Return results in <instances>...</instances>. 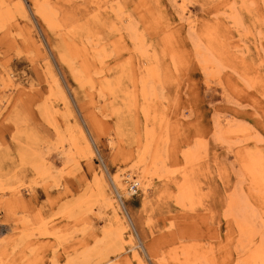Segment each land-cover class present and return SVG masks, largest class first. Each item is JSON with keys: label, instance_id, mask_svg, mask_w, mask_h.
<instances>
[{"label": "rangeland", "instance_id": "obj_1", "mask_svg": "<svg viewBox=\"0 0 264 264\" xmlns=\"http://www.w3.org/2000/svg\"><path fill=\"white\" fill-rule=\"evenodd\" d=\"M0 264H264V0H0Z\"/></svg>", "mask_w": 264, "mask_h": 264}, {"label": "bare ground", "instance_id": "obj_2", "mask_svg": "<svg viewBox=\"0 0 264 264\" xmlns=\"http://www.w3.org/2000/svg\"><path fill=\"white\" fill-rule=\"evenodd\" d=\"M110 177H111V180H112V182L114 183V185H115V187L117 188V187H119V185H120V180H121V178H119V177H121V176H119V175H110ZM134 181V183H136L137 185H139L140 184V181H138L137 179H134L133 180ZM259 256V258H261V255H258Z\"/></svg>", "mask_w": 264, "mask_h": 264}, {"label": "built area", "instance_id": "obj_3", "mask_svg": "<svg viewBox=\"0 0 264 264\" xmlns=\"http://www.w3.org/2000/svg\"><path fill=\"white\" fill-rule=\"evenodd\" d=\"M132 187V186H131Z\"/></svg>", "mask_w": 264, "mask_h": 264}]
</instances>
